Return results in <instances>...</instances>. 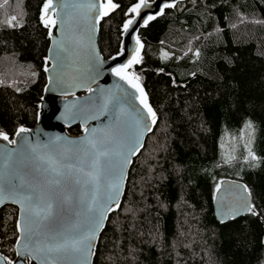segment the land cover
Returning <instances> with one entry per match:
<instances>
[{
	"label": "trees",
	"instance_id": "trees-1",
	"mask_svg": "<svg viewBox=\"0 0 264 264\" xmlns=\"http://www.w3.org/2000/svg\"><path fill=\"white\" fill-rule=\"evenodd\" d=\"M45 1L0 0V131L12 137L36 123L46 84ZM112 1L100 26L105 57L119 51L138 0ZM140 36L142 60L131 70L159 120L94 264H264V0H184ZM224 179L247 186L258 215L217 220ZM18 215L14 205L0 210V250L12 259Z\"/></svg>",
	"mask_w": 264,
	"mask_h": 264
},
{
	"label": "water",
	"instance_id": "water-1",
	"mask_svg": "<svg viewBox=\"0 0 264 264\" xmlns=\"http://www.w3.org/2000/svg\"><path fill=\"white\" fill-rule=\"evenodd\" d=\"M183 1L145 0L137 15L130 9L138 0L129 9L131 16L126 22L133 23L128 32L123 31L119 51L109 57L102 53L99 43L101 21L115 10L103 14L102 6L107 0H52L47 17L43 11L47 0L44 2L42 23L50 18L56 24L47 27L44 24L50 39L44 68L48 71H45L46 84L36 123L31 127L20 126L13 137L0 131L9 138L4 140L0 136V196L3 197L0 210L6 205H14L19 210L15 257L9 258L0 250V264H94L108 219L122 205L134 159L144 149L159 120L140 79L136 82L156 113L155 124L140 103V93L117 76L114 69L122 67L135 54L137 36L144 46L142 29ZM165 4L175 7H164ZM149 16L155 19L148 20ZM131 69L127 74L137 77ZM78 125L82 131L71 133L70 128ZM20 128L27 131L19 132ZM133 149L135 154H130ZM101 151L109 153L108 157L100 158L103 170L93 168V161ZM89 172L99 175L98 183L89 182L91 177L86 175ZM115 182L121 183L119 207L112 204L114 210L107 212L94 242L93 254L77 252L71 247L49 252L50 245L71 243L84 237L98 211L109 204L110 185ZM245 186L236 179L221 182L214 200L219 222L233 219V213H236L234 219L250 213L245 209L249 203L253 205V200ZM30 194L33 206L46 207L49 202L55 206L54 215L47 221L31 224V233L27 231L30 223L27 214L21 221V206L15 202ZM94 197L97 211L89 212ZM21 226L25 228L23 238Z\"/></svg>",
	"mask_w": 264,
	"mask_h": 264
},
{
	"label": "snow or ice",
	"instance_id": "snow-or-ice-1",
	"mask_svg": "<svg viewBox=\"0 0 264 264\" xmlns=\"http://www.w3.org/2000/svg\"><path fill=\"white\" fill-rule=\"evenodd\" d=\"M145 5V0H139V3H137L135 6H133L130 9V12L136 13L139 15L141 7ZM52 7V0H47V3L44 4L43 6V11H44V16H48V10L49 8ZM104 8V15H107L109 11L112 9H115L118 7L117 4H114L112 0H107V3H105L103 6ZM164 7H175L174 4H165ZM15 17H12V20L9 21L11 23L12 21H15ZM155 19L154 16H149L148 20ZM133 21L128 20L124 25H123V31L126 33L128 32L129 28L131 27ZM44 24L45 26L52 25L54 26L56 24V20L46 18L44 19ZM136 44L138 47L135 50V54L132 55L131 59L127 61L126 64H124L122 67L114 69V72L117 76H120L121 79H125L128 81L129 84L132 85L133 88H135L139 93H140V103L144 106L145 109H147V114L151 116L152 118V123L155 124L156 122V113L153 111L152 107L147 103L146 95L143 91V88L137 83L136 81L139 80V77L136 76H129L127 74V70L132 68L133 65L140 63L142 60V57L140 55V50L144 47L143 44L140 42L139 37H136ZM196 55H199V52L196 53ZM167 56V53H165V57ZM51 58V57H50ZM45 71H48V69H45ZM248 127H251V124L249 123ZM27 129L20 128L19 132H25ZM88 129H85V132H87ZM19 133H17L18 135ZM0 136L3 137L4 140H8V136L6 134L0 133ZM10 143L12 141H9ZM93 147H95V144L93 143ZM130 154H135V150H130ZM109 153L107 151H101L98 153L97 158L93 161V168H100L103 170V164L101 161V157H108ZM249 156H254V154L251 152L249 149ZM126 163H130V160H127L125 158ZM89 177H91V180L89 182H99V175L94 174L92 172L87 173ZM23 187V185H21ZM120 188H121V183L120 182H115L110 185V191L112 195L109 196V204L105 206L102 210L98 211V214L93 218V225L88 229L84 237L80 240H74L71 243L68 241H65L64 243H57L55 245H50L48 248L49 252H61L64 250H67L69 247H71L74 251L77 252H86L87 255H91L92 249L94 247V242L97 239L98 232L102 229L104 220L107 217V212L114 210L112 208V204H115V206L118 208L119 207V194H120ZM245 190L246 186H245ZM217 192H219V188H217ZM249 197L251 193H248ZM33 200V196L26 195L23 197L21 200L15 201L16 203L20 204L21 206V216L20 219L21 221H24L25 219V214H27L28 219H29V226L27 231L29 233L32 232V227L31 224H35L39 222L40 220L47 221L50 217L54 215V204L52 202H49L46 207H40L39 205L33 206L31 201ZM3 202V197L0 196V203ZM96 200L95 197L93 198L88 211L89 212H96L95 208ZM247 212H251L253 215H258V213L255 211V206L252 204H248L246 209ZM236 213H233L231 218H235ZM25 231V228L21 226V234L23 238V233ZM7 259V258H5Z\"/></svg>",
	"mask_w": 264,
	"mask_h": 264
},
{
	"label": "rangeland",
	"instance_id": "rangeland-1",
	"mask_svg": "<svg viewBox=\"0 0 264 264\" xmlns=\"http://www.w3.org/2000/svg\"><path fill=\"white\" fill-rule=\"evenodd\" d=\"M250 133V132H249ZM251 134V133H250ZM227 139H229V136L227 137ZM229 150V149H228ZM232 152V151H231ZM229 154V153H228Z\"/></svg>",
	"mask_w": 264,
	"mask_h": 264
}]
</instances>
